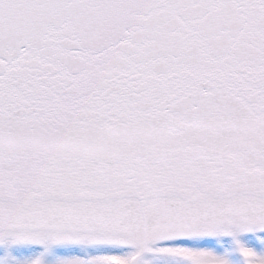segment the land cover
Here are the masks:
<instances>
[{
	"label": "snow or ice",
	"instance_id": "6c2138e0",
	"mask_svg": "<svg viewBox=\"0 0 264 264\" xmlns=\"http://www.w3.org/2000/svg\"><path fill=\"white\" fill-rule=\"evenodd\" d=\"M0 264H264V0H0Z\"/></svg>",
	"mask_w": 264,
	"mask_h": 264
}]
</instances>
